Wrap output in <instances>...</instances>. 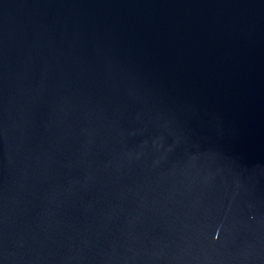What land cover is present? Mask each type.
Returning a JSON list of instances; mask_svg holds the SVG:
<instances>
[{
    "label": "water",
    "instance_id": "obj_1",
    "mask_svg": "<svg viewBox=\"0 0 264 264\" xmlns=\"http://www.w3.org/2000/svg\"><path fill=\"white\" fill-rule=\"evenodd\" d=\"M0 264H264V0H0Z\"/></svg>",
    "mask_w": 264,
    "mask_h": 264
}]
</instances>
